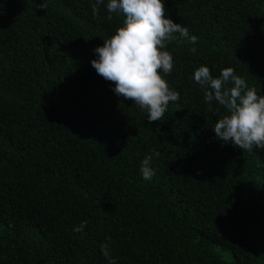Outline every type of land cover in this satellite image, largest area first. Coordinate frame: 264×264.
Here are the masks:
<instances>
[{
  "label": "trees",
  "instance_id": "1",
  "mask_svg": "<svg viewBox=\"0 0 264 264\" xmlns=\"http://www.w3.org/2000/svg\"><path fill=\"white\" fill-rule=\"evenodd\" d=\"M43 2L0 0V264H107L101 242L116 264H264V149L217 139L191 79L230 65L264 95V0H164L198 39L165 45L179 100L151 122L90 63L124 14Z\"/></svg>",
  "mask_w": 264,
  "mask_h": 264
},
{
  "label": "clouds",
  "instance_id": "2",
  "mask_svg": "<svg viewBox=\"0 0 264 264\" xmlns=\"http://www.w3.org/2000/svg\"><path fill=\"white\" fill-rule=\"evenodd\" d=\"M103 2L90 3L94 17H98ZM38 6L45 7L43 0ZM105 7L107 14L101 19L111 21L113 12L124 14V19L111 35L103 38L102 44L93 47L95 55L90 63L97 74L114 82V94L131 98L147 114L149 122L160 120L169 101L179 100V92L165 79L173 69L172 53L165 45L177 39L176 34L193 43L198 37L166 15L164 0H106ZM191 79L199 86L210 109L215 100L224 110L211 125L217 139L241 150L252 151L254 146L264 149V95L258 94L230 65L213 76L207 64H200ZM139 172L146 181L152 180L155 169L151 166V155L143 158ZM86 223L81 220L72 230L83 231ZM100 249L107 264H116L107 242H101Z\"/></svg>",
  "mask_w": 264,
  "mask_h": 264
}]
</instances>
